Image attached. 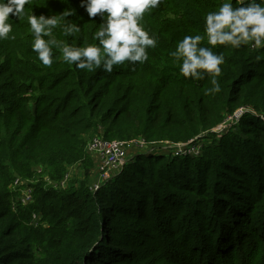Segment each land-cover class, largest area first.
Returning a JSON list of instances; mask_svg holds the SVG:
<instances>
[{"label":"trees","instance_id":"obj_1","mask_svg":"<svg viewBox=\"0 0 264 264\" xmlns=\"http://www.w3.org/2000/svg\"><path fill=\"white\" fill-rule=\"evenodd\" d=\"M223 2L163 0L139 22L157 41L147 61L110 73L78 69L55 46L47 67L32 50L31 11L71 12L67 22L80 31L63 35L61 20L55 38L98 44L101 19L88 17L80 0H28L19 20L10 14V38L0 40V264H264V48H212L224 56L215 94L205 93L211 76L184 78L168 55L186 35L212 47L204 17ZM241 106L252 112L237 128L210 131ZM92 134L210 141L195 156L137 152L96 190L88 172L61 189L30 183L38 168L55 181L68 165L90 170ZM16 179L27 182L31 202L21 201L25 184Z\"/></svg>","mask_w":264,"mask_h":264},{"label":"clouds","instance_id":"obj_2","mask_svg":"<svg viewBox=\"0 0 264 264\" xmlns=\"http://www.w3.org/2000/svg\"><path fill=\"white\" fill-rule=\"evenodd\" d=\"M163 0H80V6L88 17H100L101 22L93 34L98 44L76 47L58 41L53 29L65 20L63 35L71 36L80 31V26L67 22L71 12H62L59 16L43 14L27 15L34 37L31 45L37 59L47 67L53 63L52 47L60 49L64 62L74 64L78 69L93 71L103 67L112 72L114 65L125 62L135 64L147 61V49L155 48L157 41L139 23L146 11L156 9ZM28 0H0V40L9 39L13 25L8 21L10 14L16 19L25 15ZM240 6L233 7L232 0H225L216 11H210L204 17V33L207 44L201 46L204 36L186 35L180 40L175 51L168 55L180 62L179 74L193 80L211 76L212 87L205 89L206 94L220 91L217 77L221 75L224 56L212 50L217 45L239 48L251 43L253 47L264 48V0H238ZM44 37H49L45 40Z\"/></svg>","mask_w":264,"mask_h":264},{"label":"built area","instance_id":"obj_3","mask_svg":"<svg viewBox=\"0 0 264 264\" xmlns=\"http://www.w3.org/2000/svg\"><path fill=\"white\" fill-rule=\"evenodd\" d=\"M247 111H249V108L241 106L235 109L232 114L227 115L226 118L229 121L231 120L237 121ZM220 124L213 127L210 131L216 133L221 132L225 124L222 125ZM146 142L147 141H144L143 139L140 138L124 141V140H116V139L106 140L100 134H92L91 136H89L85 148L87 153H89L93 157V159L96 160V171H98V175H99V183L96 184L93 183L91 185V189L96 190L99 187L101 181L114 175L123 167V165L127 160L126 159L127 151L130 146L136 145V146H141L142 148L146 146L147 143L155 144L154 142H147V143ZM164 142L167 143V141ZM201 147H202V142L198 140V138H193L186 142H175V143L171 142L170 147H168L169 148L168 151L169 154L172 156H187V155L195 156L200 154ZM68 178H69V173H66L60 180L55 182V184H58L60 186L55 188H65L66 181H68ZM14 183L22 185L24 182H20V180L16 179ZM22 195H24L23 192ZM30 196H31V189L28 188L27 191H25V199H23V202H26V200H30ZM21 201H22V197H21ZM33 218L35 220H38L37 215H33Z\"/></svg>","mask_w":264,"mask_h":264},{"label":"rangeland","instance_id":"obj_4","mask_svg":"<svg viewBox=\"0 0 264 264\" xmlns=\"http://www.w3.org/2000/svg\"><path fill=\"white\" fill-rule=\"evenodd\" d=\"M251 110L252 109H250L249 111H251ZM225 118H224V121H222V123L220 124V125L225 124V126L222 128V131H225V130L229 129V127L237 128V121H235V120L229 121V120H227V118L226 119ZM198 140H200L202 143L204 141L209 142L210 141V137L206 134L205 136H203L201 138H198ZM150 144L151 143H147V145L142 147V148H141V146H136V145L135 146H130L128 151H127V157H126L127 160L126 161H128V159L131 158V156H133L137 152L148 153V152H152L153 151V153H154L155 151H158V152H155V153L156 154H161V151H165L164 153L168 154L169 153V151H168L169 148L168 147H170L171 142L167 141V143H165L164 141H162V142H159L157 144H151V145ZM93 160H94L93 167L90 170H88V171H86L84 169V167H83V165L81 163L68 165L66 173H69V178H68V181H66V185L65 186L67 187L70 184V181L71 182H75L76 184H78L82 179H84L86 172H88V177H90V183H91L90 186L93 183L94 184L99 183V175H98V171H96V160L95 159H93ZM41 171H42V169H40V168L36 169V172L34 173V178L29 180L30 183L34 184L37 179H41V180L46 181V184L49 185V186L60 187L58 184H55V182H57L58 180L55 181V180H52L50 178H47L45 180L43 178V174L40 173ZM44 175L48 176L46 174H44ZM24 184H25V186L22 188V190L19 188V190H21V192L24 193V195H22V202H23V199H25V191H27V189H28L27 182H24ZM57 189H59V188H57ZM31 200H32V197L30 196V200H26V202H23V203L31 202Z\"/></svg>","mask_w":264,"mask_h":264}]
</instances>
